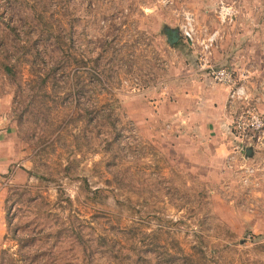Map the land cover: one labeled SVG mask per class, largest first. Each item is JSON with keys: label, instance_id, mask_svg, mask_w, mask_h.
<instances>
[{"label": "rangeland", "instance_id": "obj_1", "mask_svg": "<svg viewBox=\"0 0 264 264\" xmlns=\"http://www.w3.org/2000/svg\"><path fill=\"white\" fill-rule=\"evenodd\" d=\"M219 8L0 0V116L18 155L0 264H264V177L248 187L242 171L193 160L180 97L143 91L197 56L166 27L189 10L218 27Z\"/></svg>", "mask_w": 264, "mask_h": 264}, {"label": "crops", "instance_id": "obj_2", "mask_svg": "<svg viewBox=\"0 0 264 264\" xmlns=\"http://www.w3.org/2000/svg\"><path fill=\"white\" fill-rule=\"evenodd\" d=\"M199 1L202 6L209 3V0ZM221 1L217 0L219 4ZM224 1L234 8L235 18L232 22L223 24L218 14L217 18L221 22L218 27L209 25L208 11L207 15L203 16L191 10L184 14L191 13L194 16L198 38L218 31L220 40L213 49L216 63L235 69L237 80L245 82L249 96L258 102V107L264 114V12L259 8H250L247 5L250 0ZM181 25L178 30L183 38ZM169 28L171 27H166L167 37L170 36ZM195 59L196 56L188 65L179 64L178 70H174L172 76L164 78L163 83L144 88L143 91L152 89L165 97L173 93L174 96L180 97L181 108L174 114L179 127L178 140L186 138L189 148L193 147L197 152L193 154L195 157H191L193 160L198 161L196 157H201V161L204 159L208 163L211 162L214 167L219 164L222 171L235 173L242 171L244 175L241 165H252L256 161L264 162V158L260 160L257 158L258 154L253 153L243 161L234 153L236 139L231 126L233 111L228 106L230 87L216 83L207 75L200 73ZM181 67L186 69V72H182ZM166 81L170 82V85ZM7 122L5 117L0 116V201L5 178L18 157L15 152L14 128L7 126L9 125ZM169 126L174 128L171 124ZM259 168L257 174L250 177L246 186H258L262 182L264 166L259 164ZM4 225V212L0 206V244L4 240Z\"/></svg>", "mask_w": 264, "mask_h": 264}, {"label": "built area", "instance_id": "obj_3", "mask_svg": "<svg viewBox=\"0 0 264 264\" xmlns=\"http://www.w3.org/2000/svg\"><path fill=\"white\" fill-rule=\"evenodd\" d=\"M223 24L230 23L235 18L234 8L222 0L218 10ZM184 22L180 30L182 37L193 47L196 52L197 69L200 73L207 75L214 82L230 87L228 106L233 111L231 126L235 136L234 153L239 155L243 161L247 160L246 150L251 147L258 159L264 158V114L258 107V102L248 94V88L244 81H238L234 68L218 65L214 59V47L218 42V31L198 38L195 26V18L191 13H185ZM256 161L252 165H241L244 171L245 184L250 177L260 170ZM259 168V169H258Z\"/></svg>", "mask_w": 264, "mask_h": 264}, {"label": "water", "instance_id": "obj_4", "mask_svg": "<svg viewBox=\"0 0 264 264\" xmlns=\"http://www.w3.org/2000/svg\"><path fill=\"white\" fill-rule=\"evenodd\" d=\"M169 32L171 34V37L168 35V41H169L170 44L173 45V44L177 43L180 40V38H181L180 32H179V30L177 28L176 29L169 28ZM253 153L254 152H253V149L251 147L247 148L246 155L248 157H251L253 155Z\"/></svg>", "mask_w": 264, "mask_h": 264}, {"label": "trees", "instance_id": "obj_5", "mask_svg": "<svg viewBox=\"0 0 264 264\" xmlns=\"http://www.w3.org/2000/svg\"><path fill=\"white\" fill-rule=\"evenodd\" d=\"M18 240H19V239H18ZM3 251H5V250H3ZM5 253L7 254V252H6V251H5ZM5 253H4V254H5ZM2 259H3V257H2ZM1 264H5V263H3V262L1 261Z\"/></svg>", "mask_w": 264, "mask_h": 264}, {"label": "flooded vegetation", "instance_id": "obj_6", "mask_svg": "<svg viewBox=\"0 0 264 264\" xmlns=\"http://www.w3.org/2000/svg\"><path fill=\"white\" fill-rule=\"evenodd\" d=\"M170 36H171V34H170Z\"/></svg>", "mask_w": 264, "mask_h": 264}]
</instances>
